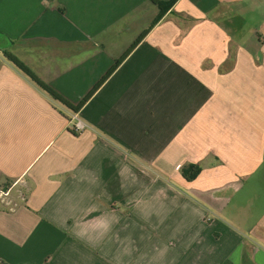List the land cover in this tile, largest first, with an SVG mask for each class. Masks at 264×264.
Returning a JSON list of instances; mask_svg holds the SVG:
<instances>
[{
  "label": "crops",
  "instance_id": "crops-1",
  "mask_svg": "<svg viewBox=\"0 0 264 264\" xmlns=\"http://www.w3.org/2000/svg\"><path fill=\"white\" fill-rule=\"evenodd\" d=\"M171 1L0 0V264H264V0Z\"/></svg>",
  "mask_w": 264,
  "mask_h": 264
},
{
  "label": "trees",
  "instance_id": "trees-1",
  "mask_svg": "<svg viewBox=\"0 0 264 264\" xmlns=\"http://www.w3.org/2000/svg\"><path fill=\"white\" fill-rule=\"evenodd\" d=\"M152 1L157 2V0H152ZM174 1L175 0H172L169 3V5H171ZM158 3L161 4L159 1H158ZM169 5H168V7H169ZM161 10H162V12H164L165 8H163L161 6ZM162 12L160 13V15L163 14ZM139 41H140V38L130 47V49L127 51V53L120 60L117 61L115 66H117L125 58V56L134 48V46ZM5 56L8 60L13 62L21 71H23L25 74H27L35 83H37V85L40 88L47 91L56 100H59L62 103L69 106L74 112H77L83 106V104L88 100L90 95L84 97L83 100L78 105H76V106L72 105L71 103L66 101L62 96H60L56 91H54L51 87H49L44 81H42L33 71H31L25 64H23L16 56H14L13 54H11L9 52H5ZM181 172H182L183 176L185 177V179H187L188 181H191L199 175V173L201 172V167L197 164H188V165H185L182 167Z\"/></svg>",
  "mask_w": 264,
  "mask_h": 264
},
{
  "label": "built area",
  "instance_id": "built-area-1",
  "mask_svg": "<svg viewBox=\"0 0 264 264\" xmlns=\"http://www.w3.org/2000/svg\"><path fill=\"white\" fill-rule=\"evenodd\" d=\"M71 120L74 122L73 128L76 131H83L85 128L88 127V124L85 123L78 115L77 112H73L71 114Z\"/></svg>",
  "mask_w": 264,
  "mask_h": 264
}]
</instances>
